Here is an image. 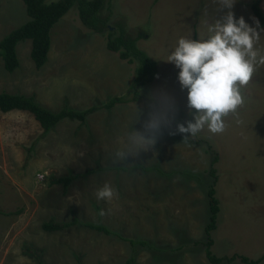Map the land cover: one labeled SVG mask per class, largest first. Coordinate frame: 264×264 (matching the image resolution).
Returning a JSON list of instances; mask_svg holds the SVG:
<instances>
[{
  "label": "rangeland",
  "instance_id": "374dc122",
  "mask_svg": "<svg viewBox=\"0 0 264 264\" xmlns=\"http://www.w3.org/2000/svg\"><path fill=\"white\" fill-rule=\"evenodd\" d=\"M251 1L237 0L233 8L236 18L243 16L250 25ZM104 4L101 14L108 15L109 24L117 22L131 37L139 36L135 44L154 60L155 76L135 87L137 100L99 108L84 124L63 118L42 136L27 111L0 112V264H211L203 243L213 157L218 212L209 250L215 257L242 255L264 264V66L244 90L238 116L226 119L222 135L209 140L205 131L188 146L182 135L165 133L152 151L114 163L133 127L131 116L138 107L147 110L150 93L166 91L178 106L177 122L191 119L187 92L177 80L179 69L167 56L182 36L206 38L207 26L223 13L215 0ZM259 5L264 14V0ZM27 19L21 0H0V38ZM105 34L84 27L71 6L50 29L41 67L29 58V39L16 43L13 71L7 72L0 58V92L31 96L52 112L100 105L116 95L130 98L133 64L105 48ZM257 48L264 49V33ZM68 175L76 177L67 186L50 183ZM105 183L118 193L111 202L95 197ZM73 216L112 234L80 224L52 232L40 228L49 218L68 221ZM122 238L147 245L131 246ZM217 264L243 263L235 257Z\"/></svg>",
  "mask_w": 264,
  "mask_h": 264
},
{
  "label": "clouds",
  "instance_id": "9594fccd",
  "mask_svg": "<svg viewBox=\"0 0 264 264\" xmlns=\"http://www.w3.org/2000/svg\"><path fill=\"white\" fill-rule=\"evenodd\" d=\"M215 2L223 15L207 26V37L182 36L167 56V62L179 69L177 80L180 90L187 92L186 109L191 119L177 122L178 106L166 91L150 93L147 110L138 107L131 116L133 127L116 150L114 163L152 151L165 133L182 135V143L188 146L205 131L211 140L226 132V119L238 116L245 105L244 90L257 69L264 66V49L257 48L264 28L255 17L250 18L252 25L243 16L236 18L233 8L237 0ZM236 123L243 122L237 119ZM117 196V190L108 183L95 192L98 201L111 202ZM99 215L105 212L101 210Z\"/></svg>",
  "mask_w": 264,
  "mask_h": 264
},
{
  "label": "trees",
  "instance_id": "16d2710c",
  "mask_svg": "<svg viewBox=\"0 0 264 264\" xmlns=\"http://www.w3.org/2000/svg\"><path fill=\"white\" fill-rule=\"evenodd\" d=\"M24 5L25 13L28 19L19 26L11 29L0 38V58L2 66L7 72L13 71L18 66V60L15 53V45L24 39L30 40L29 58L35 68L41 67L46 61V55L50 43L51 27L66 13V11L74 6L76 15L80 23L95 33L105 34V48L109 51L116 52L119 59L125 60L129 64H133V76L130 87L132 96L126 98L124 95H116L109 97L100 105H90L82 109H73L63 106L57 111H49L44 107L35 103L31 96L19 94H11L0 92V112H8L10 110L27 111L41 128L40 136L50 130L59 120L63 118L74 119L80 124H84L87 115L99 108L110 109L117 103H126L128 101L137 100L140 95L135 91L136 86H144L148 84L156 73L155 62L146 53L140 50L135 41L138 35L131 37L126 33V29L122 24L113 22L109 24L108 15H102L101 10L104 8V0H56L46 2V0H21ZM261 0H252L249 3L251 13L259 20L260 26L264 28V14L260 8ZM110 25V26H109ZM193 34V38H194ZM148 97H146L147 101ZM216 158L213 157L210 162L208 174L212 181L207 186V208L208 221L204 226L206 240L203 243L204 256L211 264H217L222 260L226 262L232 261L237 257L243 264H258V259H249L242 255H232L230 257H215L209 250L212 240L209 236L210 231L215 228L216 214L218 212V202L214 196L213 185L215 182V170L212 166ZM76 175L53 177L50 179L51 184H61L67 186L68 183ZM6 213L5 215H9ZM76 224L83 225L89 229L102 232L104 234H112L105 226L98 223L78 222L73 216L68 221H56L49 218L40 224V228L45 232L60 231L69 226ZM131 246H146L143 240H133L131 238H122ZM29 250V249H28ZM38 258L36 257V260Z\"/></svg>",
  "mask_w": 264,
  "mask_h": 264
},
{
  "label": "crops",
  "instance_id": "0c3cea01",
  "mask_svg": "<svg viewBox=\"0 0 264 264\" xmlns=\"http://www.w3.org/2000/svg\"><path fill=\"white\" fill-rule=\"evenodd\" d=\"M12 111V110H11ZM11 111H8V112H11ZM5 113H7V112H5ZM38 124V123H37Z\"/></svg>",
  "mask_w": 264,
  "mask_h": 264
}]
</instances>
